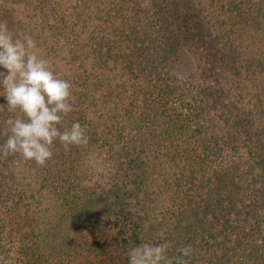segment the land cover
I'll list each match as a JSON object with an SVG mask.
<instances>
[{"label": "trees", "instance_id": "obj_1", "mask_svg": "<svg viewBox=\"0 0 264 264\" xmlns=\"http://www.w3.org/2000/svg\"><path fill=\"white\" fill-rule=\"evenodd\" d=\"M109 1L111 7L106 14L113 22L110 28L122 34L115 44L117 52L122 50L117 54L123 58L118 68L128 70L124 75L129 76L130 87L121 83L122 91L130 92L123 93L127 96L118 92L114 95V87L107 84L111 80L98 65L88 72L82 58L94 41L85 31L87 23H81V19L73 22L61 13L63 0L62 7L57 4L50 10V18L59 24L49 25V21L48 27L40 24L38 29L32 22L39 16L36 5H46V0H33L35 7L28 15L32 20L14 24L13 10L2 12L0 21L7 23L14 36L22 37L28 29L33 30L29 35L43 56L52 61L54 72L71 82L73 111L64 118L62 130L80 123L93 149L92 160L111 151L126 159L109 168L106 165L100 180L89 186L84 182L90 170L86 154L72 153L73 147L66 151L57 143L55 149L60 156L54 155L51 162L58 179L43 171L42 187L60 182L66 198L87 190L91 203L97 199L113 202L105 208V215L114 221L103 228L102 236H119L123 250L119 264H130L132 248L164 240L169 244V256L177 255L181 247L191 246L188 264H264V206L251 212L253 201H240L242 210L225 201L236 191L238 176H245L250 184L259 186L254 192L264 204V64L256 67L244 60L264 62V56L251 54L249 49L243 52L240 47L252 40L264 42V9L256 13L251 25L239 18L240 12H217L214 36V25L205 16L200 0ZM128 2L133 6L131 10H126ZM133 10L134 17L129 13ZM69 40L74 45L68 49ZM76 40L80 42L78 48ZM45 41H51V48L43 52ZM101 41L103 45L109 43L104 36L98 43ZM185 53L194 55L193 67L183 58ZM0 72L6 70L0 68ZM219 78L236 83L234 92L239 85L240 93L251 86L246 95L242 94L247 100L246 111L241 110L244 102L232 103L229 110L215 108L212 94L223 86ZM4 100L0 96V102ZM4 106L5 112L0 115L5 121L7 104ZM98 111L102 115L99 120ZM4 140L1 136V144ZM133 190L141 214L135 218L127 214L135 212L128 203ZM64 202L55 200L60 203L57 212L39 209L33 216L28 214L25 221L30 231L33 233L37 223L48 219L59 224ZM200 211L203 227L196 229L191 220L193 214L198 219ZM160 233L163 240L157 237ZM32 250L38 253L31 245L26 264L33 259Z\"/></svg>", "mask_w": 264, "mask_h": 264}, {"label": "rangeland", "instance_id": "obj_2", "mask_svg": "<svg viewBox=\"0 0 264 264\" xmlns=\"http://www.w3.org/2000/svg\"><path fill=\"white\" fill-rule=\"evenodd\" d=\"M46 1H48L46 5L44 3L36 5L38 8L36 14L39 16L32 20L28 15L31 13H29L31 8L35 7L33 0H0V19L3 11L12 9V22L14 24L18 20H21V22L28 21L29 18L36 24V29H38L40 24L44 27L49 21L51 22L49 25H58L59 21L50 18V10L52 6H57V4L60 6L62 0ZM200 2L204 5L205 16H208L207 18H209L211 24L214 25L212 29V35L214 36L217 26L214 20L217 12L219 13L223 10L232 13L240 12L239 18L246 24L251 25L254 18H256L254 17L256 13L260 9H264V0H200ZM109 3V0H63V7L60 6L62 8H59V10L61 13L65 12L66 18L70 16L73 22L81 19V23L85 22L88 24L85 31L94 41L90 50L85 52L86 58L84 56L82 58L85 66H87L88 72L91 71V67H96L98 65L97 68L111 80L107 84L111 88L114 87V95L118 92L121 96H127L128 94L123 93H128L129 91L123 92L121 83L125 82L126 85L130 87L129 76L125 78L126 75H124L128 73L126 72L128 70L118 68V65L123 62V58L118 57V52L122 50L117 52L118 47L115 44L122 39V34L113 32L110 28L113 22L112 19H108V15L106 14V10H109L111 7ZM125 7L126 10H131L133 6L128 2L125 4ZM41 11L45 12L41 15ZM129 13L133 16L135 11ZM73 14L76 16H73ZM30 20L29 24L31 23ZM27 31L28 35L29 33H33L32 29L30 31L28 29ZM102 36L106 37L109 43L105 45H103L104 41L98 43ZM74 37L77 39L78 36L74 34ZM78 42L79 40L75 41L76 48L79 47ZM66 44H68V49L72 48L71 46L74 45L72 41L70 43V40L67 41ZM252 44H255L254 47H251ZM257 45L258 48H256ZM43 47V52L48 51L51 48V41H45ZM109 47L110 54L107 55ZM240 47L243 52L249 49L248 51L251 52V54L256 52V54L259 53L258 56H264V42L254 43V40H252L249 45L243 42ZM127 52L128 48L126 53ZM184 55L183 58L193 67L194 55L193 57H191V53H185ZM244 60H248L249 64L256 67L263 66L264 64V62L259 59L251 61V58L244 57ZM106 68H109L110 72ZM106 72H109V74ZM212 79L216 80L217 77L212 76ZM218 80L223 83V86L220 89L216 88V92L214 91L212 94L216 101L214 103L215 108L224 107L229 110L233 104L244 102L245 104L243 103V107L245 109L242 108L241 110L246 111L245 106L247 100L244 99L242 94L246 95L248 90L247 87L251 86L243 88L242 93H240L239 88L242 85H239V88L234 92L236 83H226L225 80L220 78ZM247 84L252 85L251 83ZM128 89L130 90V88ZM111 98L113 97L111 96ZM115 99L113 102H115ZM126 101L127 99H125V102ZM5 103L7 104L6 99L0 102V105H5ZM105 105L107 106L106 103ZM99 112L100 111L97 113L98 120L100 119L99 117L102 116ZM2 124H4V118L0 115V127H2ZM105 124L109 125V120ZM101 126V124L97 125V127L103 129ZM53 151L54 155L60 156L58 149L54 148ZM71 152H77V154L79 152L82 156L86 154L84 156L88 158L86 163L89 164L90 170H88L84 182L89 186H93L97 180H100L101 172L106 165L107 168H109V165H112V163L126 161L117 151H111L110 153L92 160L94 156L90 144H88L87 147L80 148L73 146ZM54 169L55 167L51 161L46 167H40L34 162L24 161L18 156H10L7 159L0 158V264H26L28 260L26 253H28V248L31 245L37 247L38 253L35 254L32 250L34 256L30 264H119L121 261L120 253L123 251L121 250L122 247L120 245L119 236L117 237L118 239L115 236L110 237V235L109 238L102 236L103 228L114 221V218L110 219L108 214L105 215V208H109L113 202H106L107 200H102V202H100L97 199L91 203L87 190H78L74 196L66 198V190L62 187L63 185L60 182L53 183L49 187H42L43 178L41 172L48 171L50 174L49 177H57V173L55 175ZM238 179L239 185H237L236 191H233V193L231 192L226 197L225 201H228L229 204L233 206H237L239 210H242L241 206L238 205L240 201H253L255 202L254 206H252V208L249 207L251 212H254V208L258 206H264L261 199H259L254 192L259 186L250 184L245 176L244 178L238 176ZM248 185L249 187L247 189ZM241 186L243 187V192H241ZM82 192L85 193L83 194ZM249 192H251V194ZM249 194L251 196H249ZM137 196L135 191L134 193H129V198L131 200H129L128 203L132 205L131 209H135L136 215L135 212L130 211H127V214L134 218L140 214V209H138L137 205ZM58 199H62L63 201L65 199V212L60 217V223L55 224L50 221V219L45 220L41 224L37 223L32 233L28 226V222L25 221L28 214L29 216H33L35 211L39 209H42L44 213L52 211L57 212L60 203H55V200ZM99 204H101V207ZM200 212L201 215L198 219L197 215L193 214L194 219L191 220L196 229L203 227V224L199 221L204 218V215L202 211ZM258 214L263 215L262 213ZM106 218L108 219L107 222ZM157 237L159 238L160 236ZM150 240L152 241V239ZM153 242L156 241L153 240ZM159 243H161V241L156 244ZM23 251L24 253L22 254Z\"/></svg>", "mask_w": 264, "mask_h": 264}, {"label": "clouds", "instance_id": "obj_3", "mask_svg": "<svg viewBox=\"0 0 264 264\" xmlns=\"http://www.w3.org/2000/svg\"><path fill=\"white\" fill-rule=\"evenodd\" d=\"M0 96L7 101L8 118L0 127V158L18 156L46 167L53 159L57 143L64 150L87 147L89 137L80 123L63 128L64 118L73 111L72 84L58 76L51 61L40 52L31 35L14 36L6 22L0 21ZM0 112L5 106L0 105ZM164 239L163 233L159 234ZM166 240L142 243L129 254L130 264H188L191 246L169 256Z\"/></svg>", "mask_w": 264, "mask_h": 264}]
</instances>
